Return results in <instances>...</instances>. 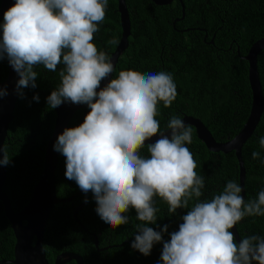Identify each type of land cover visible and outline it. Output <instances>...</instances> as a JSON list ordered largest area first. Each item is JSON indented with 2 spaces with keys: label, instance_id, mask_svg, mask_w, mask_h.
I'll return each instance as SVG.
<instances>
[{
  "label": "clouds",
  "instance_id": "9594fccd",
  "mask_svg": "<svg viewBox=\"0 0 264 264\" xmlns=\"http://www.w3.org/2000/svg\"><path fill=\"white\" fill-rule=\"evenodd\" d=\"M107 4L15 0L4 12L0 59L6 56L18 74V93L36 87L37 66L56 72L62 64L61 83L46 98L48 107L71 102L90 109L79 126L66 128L53 145L66 158L65 177L93 194L98 216L112 228L129 223L125 213L135 209L142 223L135 226L131 247L145 256L162 242L168 227L157 232L147 226L157 221L154 197L166 202L171 214L188 209L195 198L198 202L181 217L178 231L163 242L162 264H264V237L250 235L237 245L229 231L245 217L264 216V190L246 203L242 187L230 180L220 194L200 201L205 178L195 171L196 161L185 146L192 142L191 126L175 115L166 125L170 138L160 129L157 105L169 107L177 96L172 74L121 70L96 91L114 71L109 56L92 42ZM6 94L0 90V96ZM157 133L160 139L147 146L150 155L141 156L144 142ZM259 145L264 149V137ZM0 153V165L7 166V149ZM252 158L259 159L260 153L254 151Z\"/></svg>",
  "mask_w": 264,
  "mask_h": 264
},
{
  "label": "trees",
  "instance_id": "16d2710c",
  "mask_svg": "<svg viewBox=\"0 0 264 264\" xmlns=\"http://www.w3.org/2000/svg\"><path fill=\"white\" fill-rule=\"evenodd\" d=\"M149 1L127 0L137 6V13L131 14L130 45L119 57L112 79L121 70L171 73L177 96L169 107H164L162 102L157 105L158 115L155 118L161 131L166 129L172 116L179 115L181 118L182 113H185L199 118L215 141L232 139L243 127L251 108L248 64L243 57L254 42L264 38V0H182L185 11L189 8L182 20H179L181 5L177 4L176 10L170 12L163 10L165 5L153 4L147 9ZM112 3L115 4L114 0H108L107 8L112 7ZM108 15L98 26L99 31L94 34L92 42L98 51L107 52L109 56L114 46L110 41L115 40L117 44L120 38V25L118 14L112 17V9ZM196 22L200 25H196ZM187 26H201L205 33L202 32L200 38H196L191 30L183 33L181 29ZM199 58L207 63V68ZM62 68V64L57 65V71L51 72L42 65L37 66L34 69L38 73L36 87L22 88L23 96L18 94L15 103L3 144L11 162L5 166L6 178L2 188L15 212L29 201L43 169L45 148L55 120V111L48 107L46 98L60 85L59 71ZM257 70L263 96V113L241 151L246 203L256 199L259 191L264 190V149L259 145V138L264 137V49L257 55ZM208 73L214 79L211 87L213 92L210 97L203 96L201 99L200 92L190 91V84L203 80L207 83L205 74ZM6 74L5 56L0 59V82L6 78ZM34 96L39 97L38 102L33 99ZM86 114L77 111L67 128L79 126ZM191 128L192 142L185 146L196 161L195 171L205 178L203 195L199 200H211L223 191L228 181L239 184L238 163L234 152H209L198 140L194 128ZM147 146L140 150L141 156L150 155ZM254 151L260 153L259 159L252 158ZM65 170L66 158L60 153L55 172L56 196L61 199L74 198L56 204L46 221L42 247L50 264L64 252L80 255L83 264H162L163 242L169 241L170 234L178 231L179 225L183 223L181 217L198 202L193 198L189 201L188 209L178 208L171 214L167 203L154 197V206L158 209L157 221L147 226L157 232L165 225L168 227L163 233L162 242L155 243L150 254L145 256L131 247L138 234L135 226L142 223L136 219L135 209L130 208L125 213L129 223L116 228L106 225L96 212L93 194L79 193L81 190L75 181L65 177ZM85 196L86 204L75 211L85 201ZM236 230L241 240L250 235L264 237V216L245 217L236 224ZM94 236L98 241L97 246ZM14 243L10 223L0 203V261L13 258ZM66 264L76 263L72 261Z\"/></svg>",
  "mask_w": 264,
  "mask_h": 264
},
{
  "label": "water",
  "instance_id": "95a60500",
  "mask_svg": "<svg viewBox=\"0 0 264 264\" xmlns=\"http://www.w3.org/2000/svg\"><path fill=\"white\" fill-rule=\"evenodd\" d=\"M157 6L169 5L173 0H151ZM180 1V0H179ZM15 4V0H1L0 2V22L1 29L4 23V12ZM182 17L184 14L183 5ZM117 9L120 15L121 36L113 53L110 54V60L114 69L119 57L128 46V37L130 35V20L128 17L127 6L125 0H117ZM264 49V38L254 42L249 48L243 59L248 64V83L251 91V108L249 115L239 133L226 142H217L212 137L210 131L204 126L199 119L192 117H184L183 121L186 125L194 128L198 140H200L209 152L228 154L234 152L238 163V181L242 187L240 195L244 198V180L245 169L241 156L242 147L245 142L254 133L261 115L263 113V96L261 84L257 70V55ZM7 74L6 78L0 82V90L6 92V95L0 96V148H4L3 144L7 136L9 123L13 118L15 103L18 98L16 88L19 79L18 74L13 70L6 57ZM113 74V73H112ZM110 74L107 78L100 82L97 92L102 90L111 80ZM89 109L86 104H73L71 102L62 103L54 108L55 120L54 128L49 137L44 158L43 169L38 182L33 187L31 197L27 204L19 211H13L9 198L3 193L2 188L6 178L5 166L0 165V203L3 207V213L11 226V230L15 239L13 248V259L9 262H0V264H50L42 247L44 228L49 214L53 207L62 202L72 200L74 197L61 199L57 198L55 190V172L59 160L60 153L53 149V145L59 134L68 127L74 114L82 109ZM164 135L170 138V130H164ZM160 139V133L152 136L144 142V145L155 143ZM2 157V153H0ZM79 193H84L79 191ZM86 195V193H84ZM87 200L85 196V201ZM83 202L75 211L82 208L86 202ZM75 214V212H74ZM233 233L234 240L237 245L241 242L236 230V225L230 229ZM95 238V246H97V238ZM74 261L76 264H83L80 255L71 252H64L56 256L52 264H66Z\"/></svg>",
  "mask_w": 264,
  "mask_h": 264
},
{
  "label": "flooded vegetation",
  "instance_id": "af4514ba",
  "mask_svg": "<svg viewBox=\"0 0 264 264\" xmlns=\"http://www.w3.org/2000/svg\"><path fill=\"white\" fill-rule=\"evenodd\" d=\"M139 2H146L147 3V0H138ZM114 2H115V4L114 3H112V7H109V8H107L106 7V9H105V17H104V19L105 18H107V17H109V15H108V13H109V10L110 9H112V17L113 18H115V16L118 14V22H119V25H120V15H119V13H118V9H117V0H114ZM125 3H126V6H127V12H128V17H129V20H130V26H131V23H132V19H131V14H132V12H134V14H135V12L137 13V6H134L132 3H129V2H127V0H125ZM154 3L150 0L149 1V3L147 4V9L148 8H151L152 6H154L153 5ZM183 5V11H184V14H183V17H182V7H181V16H180V18L181 19H179V20H182L183 18H184V15H185V13H187V12H189V8H187L186 9V11H185V7H184V4H183V2H182V0H173L169 5H165L164 7H163V10H170V12H172V11H174V10H176V5ZM156 6V5H155ZM200 13H201V11H200ZM135 19H137L136 17H135ZM178 19V18H177ZM138 21V20H137ZM103 23V22H102ZM102 23H100V24H102ZM99 24V25H100ZM114 25H115V23H113ZM196 25H200V24H198V22H196L195 23ZM98 25V26H99ZM116 26V25H115ZM112 30L114 31V28L112 27ZM189 30H191L192 32H193V34H194V36L196 37V38H200V34L202 33V32H204V29H202V27L201 26H187V27H184V28H182L181 29V31H183V33H185V32H188ZM121 25H120V36H121ZM205 33V32H204ZM207 36V34H205V37ZM131 37V27H130V35H129V37H128V46H127V48L129 47V45H130V43H129V38ZM120 39V38H119ZM110 42H112V41H110ZM118 42H119V40H118ZM118 42H117V44H118ZM117 44H115L114 43V46L112 47V50L110 51V53L109 54H111V53H113L114 52V50H115V48H116V46H117ZM126 48V49H127ZM237 53H238V50H237ZM106 54H108L107 52H106ZM110 56V55H109ZM204 58H206V57H204ZM200 59V58H199ZM186 60H187V58H186ZM201 61H202V59H200ZM203 62V64H204V66L207 68V63H205L204 61H202ZM205 75H207V79H208V82L206 83V80H203L202 82H197V83H193V84H190V91L191 92H195V91H198V92H200V96H199V98H201L202 99V97L203 96H211V93L213 92V90L211 89V87H212V82H213V76H211L209 73L208 74H205ZM111 79H112V76H111ZM81 111V113L84 115V114H86V112H89L90 111V109H82V110H80ZM75 115V114H74ZM74 117V116H73ZM72 117V118H73ZM184 117H192V118H194V119H199V118H196V117H193V116H191V115H187V114H185V113H182V117H181V119H183ZM72 120V119H71ZM200 120V119H199ZM201 121V120H200ZM166 130V129H165ZM162 131H164V130H162ZM4 185V184H3ZM3 208V207H2ZM4 214V213H3ZM96 243V242H95ZM97 245H98V243H97ZM13 259V258H12ZM11 259V260H12ZM10 260H1L0 262H9Z\"/></svg>",
  "mask_w": 264,
  "mask_h": 264
}]
</instances>
